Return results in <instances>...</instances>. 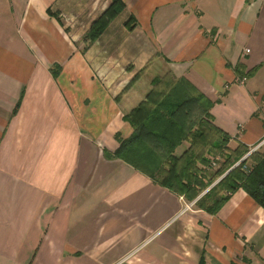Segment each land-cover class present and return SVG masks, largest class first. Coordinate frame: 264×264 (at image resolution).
Wrapping results in <instances>:
<instances>
[{"label":"crops","instance_id":"obj_1","mask_svg":"<svg viewBox=\"0 0 264 264\" xmlns=\"http://www.w3.org/2000/svg\"><path fill=\"white\" fill-rule=\"evenodd\" d=\"M111 1L0 0V264H264L243 189L210 214L106 155L168 71L264 152V0H122L83 50Z\"/></svg>","mask_w":264,"mask_h":264},{"label":"trees","instance_id":"obj_2","mask_svg":"<svg viewBox=\"0 0 264 264\" xmlns=\"http://www.w3.org/2000/svg\"><path fill=\"white\" fill-rule=\"evenodd\" d=\"M123 8L122 0L109 3L85 33L83 50ZM130 22L131 18L125 24L131 29ZM151 84L144 99L123 116L131 134L126 138L116 134L118 147L106 155L123 160L188 201L196 199L194 206L210 214L238 189L264 208V152L255 149L238 162L251 148L229 145V134L213 123V102L184 77L168 71L153 78ZM184 143L187 147L176 153ZM215 158L216 166L212 167Z\"/></svg>","mask_w":264,"mask_h":264},{"label":"built area","instance_id":"obj_3","mask_svg":"<svg viewBox=\"0 0 264 264\" xmlns=\"http://www.w3.org/2000/svg\"><path fill=\"white\" fill-rule=\"evenodd\" d=\"M248 51H249V49L246 48V49H245V52H248ZM236 81H237V83H239V84H243V83H245V81H246V77H245V76H242L241 78H237ZM217 158H218V157H217ZM217 158L212 159V161H211V166H212V167H215V166H216ZM192 204H193V202H191V203H189V204H186V208H189Z\"/></svg>","mask_w":264,"mask_h":264},{"label":"water","instance_id":"obj_4","mask_svg":"<svg viewBox=\"0 0 264 264\" xmlns=\"http://www.w3.org/2000/svg\"><path fill=\"white\" fill-rule=\"evenodd\" d=\"M254 150V148L253 149H251V150H249L238 162H240V161H242L243 159H245L252 151ZM237 162V163H238ZM236 163V164H237ZM235 164V165H236ZM228 171V170H227ZM226 171V172H227ZM225 172V173H226ZM225 173L224 174H222L217 180H215L209 187H207L203 192H202V194L204 193V192H206L211 186H213L218 180H220L224 175H225Z\"/></svg>","mask_w":264,"mask_h":264}]
</instances>
